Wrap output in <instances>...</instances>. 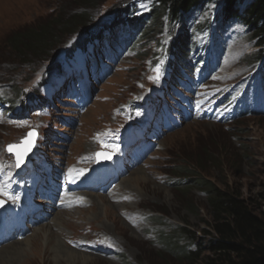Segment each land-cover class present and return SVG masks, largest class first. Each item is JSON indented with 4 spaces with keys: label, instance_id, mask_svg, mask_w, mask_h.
Returning <instances> with one entry per match:
<instances>
[{
    "label": "rangeland",
    "instance_id": "obj_1",
    "mask_svg": "<svg viewBox=\"0 0 264 264\" xmlns=\"http://www.w3.org/2000/svg\"><path fill=\"white\" fill-rule=\"evenodd\" d=\"M131 4L138 15L158 5L155 0L128 4L103 0L86 11L72 0H0V94L8 99L24 94L48 96L49 87L62 83L58 93L68 92L72 97L54 92L51 115L33 109L23 123L20 119L0 122V179L16 169V157L6 147L20 143L32 130L37 133L33 157H42L37 167L50 184L65 170H82L83 178L90 181L96 169L88 172V168L94 167L98 151L116 156L108 168L98 170V180L104 182L78 190L79 200L75 196L69 208L56 200L46 224L37 228L21 224L23 229L27 225L28 235L0 247V264H52L54 249L62 257L67 252L73 255L71 261L61 264H205L213 223L209 197L200 188L173 185L183 176L178 169L188 162L203 167L201 178L264 209V85L257 73L263 55L253 31L237 19L226 23L221 1L209 0L173 25L162 16L160 26L154 25V19L147 20L143 30L135 31L129 46H106L104 39L113 34L105 36V26ZM66 15L86 17L88 29L73 34L60 30L50 52L43 54L39 47H32L21 58L13 47L14 38L48 28ZM101 33V41L88 43V52L75 48V43ZM125 35L121 33L123 39ZM182 37H186V46L197 44V54L190 56L204 57L208 69L204 67L200 73L196 64L186 90H180L186 96L175 90V95L166 98L174 108L162 109L159 118L151 117L143 103L165 87L168 75L163 73V64L171 55H166L167 48ZM104 45L109 51L103 53ZM177 50L173 48L172 53ZM90 54L98 59L90 60ZM85 66L88 76L79 70ZM63 73L68 75L60 77ZM169 110L180 115L166 118ZM58 116L66 118L65 125ZM210 150L218 155L206 161ZM111 175L114 182L108 180ZM6 180L1 182L10 188ZM45 231L50 240L44 236L40 246L50 256L40 253L35 257L34 237ZM166 239L173 242L166 243ZM27 240L28 251L8 253L26 247L22 243ZM186 247L199 251L200 259L190 260L177 251Z\"/></svg>",
    "mask_w": 264,
    "mask_h": 264
},
{
    "label": "trees",
    "instance_id": "obj_2",
    "mask_svg": "<svg viewBox=\"0 0 264 264\" xmlns=\"http://www.w3.org/2000/svg\"><path fill=\"white\" fill-rule=\"evenodd\" d=\"M77 7L84 10H90L98 7L103 0H72ZM131 0H123L127 4ZM155 5L151 12L144 15L134 13V5H126L116 16L113 24L106 25L107 28H116L119 24L127 22L131 28L142 29L147 20L154 19L155 23L162 25L161 16L166 17L169 24L173 25L185 20L186 16L193 10L199 9L209 0H155ZM213 1V0H212ZM221 1L222 16L225 20L237 19L244 23L249 30L253 31L254 37L258 40L257 45L262 47L260 55L264 59V0H219ZM247 3V4H246ZM246 4V5H245ZM240 6H243L240 9ZM81 15V14H80ZM67 16V15H66ZM89 21L86 17L71 15L60 17L59 21L48 28H39L38 31H31L30 35H21L14 38L13 47L20 53L21 58L27 57L31 53V48L39 47L40 53L47 54L51 51L58 32L67 30L73 34L81 28L88 29ZM151 33L149 39H151ZM98 38V35H92L83 42L75 43V48L83 47L92 38ZM176 38L170 45V51L177 48L174 55L182 56L181 66L188 65L187 56H184L189 47L186 46L185 39ZM173 54V53H172ZM184 56V57H183ZM210 155L205 158L211 160L218 155L217 152L210 150ZM217 158H219L217 156ZM178 171L183 174L174 182L175 187L192 188L197 187L205 190L210 201L213 223L210 224V247L207 251L209 257L205 258V264H264V209H258L251 202L243 198L234 191H225L205 178L200 177V172L204 169L201 165L192 166L190 162ZM180 175V174H179ZM261 200L264 202V189L261 194ZM186 230V229H184ZM190 232V231H189ZM195 237L192 236L194 240ZM166 243H172V240H165ZM175 242V241H174ZM178 252L190 259L199 260L201 253L189 249H177Z\"/></svg>",
    "mask_w": 264,
    "mask_h": 264
},
{
    "label": "bare ground",
    "instance_id": "obj_3",
    "mask_svg": "<svg viewBox=\"0 0 264 264\" xmlns=\"http://www.w3.org/2000/svg\"><path fill=\"white\" fill-rule=\"evenodd\" d=\"M139 178V177H138ZM136 182H138V184H140V182H141V180H137ZM103 204V203H102ZM37 232V231H36ZM48 232V231H47ZM45 233H46V231H45ZM44 232L43 233H41L40 235H36L35 237H34V241H33V245H34V249H33V253H34V256L35 257H38V256H40V253L41 254H43L44 255V257L46 258L47 257V255L48 256H50V253L51 252H47V251H45L44 253L42 252V248H41V246H40V240H41V238L43 239V237L44 236H46L47 237V241L48 240H50L49 238H50V236L48 237V233H46L45 234ZM36 238V239H35ZM24 243H26V247H24L25 245H23L22 247H20V248H16L17 249V251L15 252V251H13V250H11L10 252H8V253H10V254H17L18 252L20 253V252H26V251H28L27 250V248H29L30 247V242H28V240L27 241H24L22 244H24ZM19 247V246H18ZM10 249V248H9ZM30 250V249H29ZM58 250V249H57ZM23 254V253H22ZM53 254H54V258H53V263L52 264H61V261L62 262H65V261H67V262H69V261H71V258L73 259V255H69L68 254V252H67V258H65L66 256H63L62 257V252H60L59 253V251L58 252H56L55 251V249H54V251H53ZM18 256V255H17ZM34 258V257H33ZM35 260V259H34ZM48 260V259H47ZM10 262V261H9ZM32 262V261H31ZM26 263V262H25ZM37 263V262H36ZM47 263V262H46ZM66 263V262H65ZM28 264V263H27Z\"/></svg>",
    "mask_w": 264,
    "mask_h": 264
},
{
    "label": "snow or ice",
    "instance_id": "obj_4",
    "mask_svg": "<svg viewBox=\"0 0 264 264\" xmlns=\"http://www.w3.org/2000/svg\"><path fill=\"white\" fill-rule=\"evenodd\" d=\"M30 137H34V133H29ZM31 143H29L28 147L25 149L24 153L21 154L19 152L16 153L17 156V163H16V167L19 168L20 164L23 162V157L24 155L31 149ZM16 146H9V151L11 152ZM100 154H98L99 156ZM0 194H3V189H0Z\"/></svg>",
    "mask_w": 264,
    "mask_h": 264
}]
</instances>
